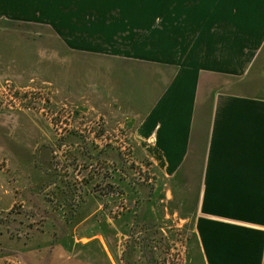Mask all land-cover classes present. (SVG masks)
<instances>
[{
	"label": "crops",
	"instance_id": "0c3cea01",
	"mask_svg": "<svg viewBox=\"0 0 264 264\" xmlns=\"http://www.w3.org/2000/svg\"><path fill=\"white\" fill-rule=\"evenodd\" d=\"M0 20L91 56L199 264H264V0H0Z\"/></svg>",
	"mask_w": 264,
	"mask_h": 264
},
{
	"label": "rangeland",
	"instance_id": "374dc122",
	"mask_svg": "<svg viewBox=\"0 0 264 264\" xmlns=\"http://www.w3.org/2000/svg\"><path fill=\"white\" fill-rule=\"evenodd\" d=\"M91 62L0 20V264H199L191 217L92 92Z\"/></svg>",
	"mask_w": 264,
	"mask_h": 264
}]
</instances>
